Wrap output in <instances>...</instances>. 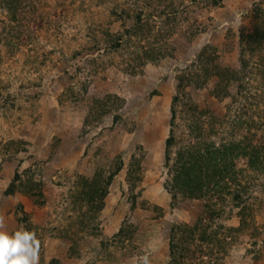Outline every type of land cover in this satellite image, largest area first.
<instances>
[{"label":"rangeland","instance_id":"1","mask_svg":"<svg viewBox=\"0 0 264 264\" xmlns=\"http://www.w3.org/2000/svg\"><path fill=\"white\" fill-rule=\"evenodd\" d=\"M12 18L0 0V215L6 230L24 228L23 205L40 264H137L145 252L152 264H264V171L235 158L239 184L200 198L174 182L183 147L264 139V71L239 38L264 20V0H21ZM205 47L213 68L244 71L220 99L217 78L205 81L195 65ZM191 71L173 103L178 76ZM120 163L91 225L99 229L83 227L77 177ZM30 167L44 183L42 205L4 194Z\"/></svg>","mask_w":264,"mask_h":264},{"label":"trees","instance_id":"2","mask_svg":"<svg viewBox=\"0 0 264 264\" xmlns=\"http://www.w3.org/2000/svg\"><path fill=\"white\" fill-rule=\"evenodd\" d=\"M21 0H8V5L11 14L13 15V20L16 19L18 15V8ZM214 3H217L214 2ZM129 33V32H128ZM241 46L244 47V53H249L251 56L257 57V66L264 71V20L260 23L252 25L249 28L243 27L239 34ZM148 52H146L147 54ZM208 54V48L205 47L204 50L199 54V57L195 61V65L198 63L199 66L203 67V77L205 81L211 76L217 78V83L215 86V95L217 98H221L224 95H228V88L233 81L239 80L240 74L242 75L244 71L241 69L236 70L232 67H223L221 65H213L212 58L207 62L206 55ZM152 55L149 58L152 59ZM248 61L242 59V65L245 69L248 65ZM197 74L192 71L188 74H183L178 76V94L174 96L173 103L178 101V96L184 92L185 83L194 80V76ZM200 85V84H199ZM197 84V87H200ZM187 99V95L185 94ZM190 108L196 113L199 108L193 104H189ZM204 112L199 113V119H203ZM175 115V107H172V119ZM117 119V118H116ZM173 142L172 135L166 141L167 150L171 147ZM245 158L247 161V166L255 171H264V139L255 143L253 139L245 138L238 141H230L223 143L221 146L212 149L207 147L206 149L196 148L195 146H190L189 148H181L177 152L176 162H175V174L174 182L176 188L183 193L185 196L190 198H200L204 197L207 190H212V187H220L223 191L230 190L232 183L239 184V174L234 170V159L235 158ZM169 161V158H168ZM118 166L112 172H106L100 170L95 172L92 177H86L79 175L76 179V191L74 193L75 202L81 208L86 205L89 211L83 214V220L81 221L83 227L87 229L91 227L92 229H99L98 226H91L94 224L95 219L97 221L96 215L102 210L104 201L109 193V189L114 181L115 176L120 172L122 164H117ZM132 175V170L129 171V177ZM217 191V190H216ZM16 193H21L24 196L32 199V201L39 205L44 204L45 194H44V183L42 180L36 178L33 168H27L23 172H16L11 182L8 184L4 194L6 196H13ZM234 201L238 204L242 202L241 191L237 190L232 193ZM22 213V215H20ZM92 216H90V215ZM17 221L24 225L25 229L32 230L30 225L29 216L24 212L23 205L19 203L16 208ZM202 223V221H201ZM199 223L194 227H187L188 234L192 238L196 231H200ZM85 229V228H84ZM122 233V231H120ZM122 235V234H120ZM209 236L207 229H202L201 239L203 241L207 240ZM211 236V235H210ZM209 236V237H210ZM212 236L210 237V239ZM171 254L174 255L178 247L174 246L171 242ZM74 250V245L71 247ZM185 250V249H184ZM182 250L183 252L187 250ZM176 262V261H175Z\"/></svg>","mask_w":264,"mask_h":264},{"label":"clouds","instance_id":"3","mask_svg":"<svg viewBox=\"0 0 264 264\" xmlns=\"http://www.w3.org/2000/svg\"><path fill=\"white\" fill-rule=\"evenodd\" d=\"M0 215V264H40L41 240L35 230L23 227L8 231ZM137 264H152L150 253L138 257Z\"/></svg>","mask_w":264,"mask_h":264}]
</instances>
